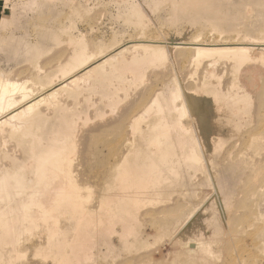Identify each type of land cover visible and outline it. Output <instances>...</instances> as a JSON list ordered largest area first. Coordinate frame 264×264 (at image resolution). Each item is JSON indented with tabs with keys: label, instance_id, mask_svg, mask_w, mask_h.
<instances>
[{
	"label": "rangeland",
	"instance_id": "obj_1",
	"mask_svg": "<svg viewBox=\"0 0 264 264\" xmlns=\"http://www.w3.org/2000/svg\"><path fill=\"white\" fill-rule=\"evenodd\" d=\"M140 43L158 59L137 58ZM193 43L243 45L251 57L192 67ZM263 49L264 0H0V82L19 85L0 122L45 96L15 119L21 127L0 123V175H20L16 192L43 189L50 172L39 159L56 144L53 184L70 172L81 197L80 206L45 198L13 229L16 241L1 234L0 264H264ZM163 122L171 141L187 144L197 130L205 148L192 161L175 144L170 166L140 176L166 153L147 142ZM124 157L137 169L131 184L119 173ZM84 230L90 245L74 253ZM190 240L204 248L193 254Z\"/></svg>",
	"mask_w": 264,
	"mask_h": 264
},
{
	"label": "bare ground",
	"instance_id": "obj_2",
	"mask_svg": "<svg viewBox=\"0 0 264 264\" xmlns=\"http://www.w3.org/2000/svg\"><path fill=\"white\" fill-rule=\"evenodd\" d=\"M131 46H132L133 51L135 49H136L135 50L136 52L138 50H140V49L143 50V51L140 50L141 52L138 51L140 53L139 54L140 56L138 55V52L136 53L139 57L134 54V57L135 58H136V56H137V58H141V53L142 52L143 53H142V58L141 59H145L146 57L149 58V54L150 53H149V50L147 49V48H149V47H147V44H145V45L143 44L142 45L140 43V44H135V46H133V45H131ZM150 47H151V45H150ZM153 48L155 49V47H153ZM247 48H249V47H247ZM247 48L245 46H243V45H235V44H230V43L220 44V45H214L212 47H204V46H201V44L193 43V46H192L193 54L191 56V59H189L188 63H190L191 64L190 66L193 67V65H194L195 62L196 63L200 62L201 64H202V62H204L205 63L204 65L206 67L208 66L205 69L208 70L209 67L211 68V63L210 62H212L214 60L215 61V65L219 62L218 59H217L218 60V62H217L213 57H212L213 60L212 61H209V59H210V57L212 55H214L215 57L217 55L216 58H219V56H221L220 58H223V57L225 58V56L227 55L226 58H228L229 57L228 55L231 54L232 56L235 57L234 59L236 60V63L239 64V63H241V61L243 62L245 60H248L249 57H251V56H249V54H250L249 52L247 54V51L249 50V49L247 50ZM132 49H131V52H132ZM152 49L150 50V52H153ZM154 51H156V50H154ZM261 51H264V49L261 50ZM118 54H119V56H118ZM120 54H121V51L116 52L113 55L103 57L96 65L93 66V68H95L98 64H103V63H107V62H111V61L112 62L114 61L116 63V61L119 60L118 58L120 57ZM157 54H158L157 52H153L152 55H154V56H151V54H150V56H151V58L152 57H155L156 58L157 57ZM158 56H159V54H158ZM232 58L233 57H229L230 61H231ZM156 59H158V58H156ZM206 60H208V61H206ZM239 60H241V61L239 62ZM154 61H156V60H154ZM214 61L212 62V65L213 66H214V64H213ZM231 62L233 64V60ZM196 63H195V66L197 67V64ZM198 65H200V64L198 63ZM190 66L187 65L186 67L187 68H191ZM202 66H203V64H202ZM174 78H177V77H174ZM74 79L75 78L71 79V81H73ZM175 80L176 79L173 80L174 81V86H177V85L180 86V84H182L180 82H179V84H177L178 83L177 81H180V79L177 80V81H175ZM204 85L205 84L202 83V87ZM231 85H233V84H231ZM61 86L63 87V85H61ZM16 87H19L18 83H16V82H12V83L11 82H8V81L7 82H2V83L0 82V108H1V106L2 107L3 106L5 107V105H6V107L10 106V105H7L10 101L13 100V99L11 100L12 97L10 96V93H13V91H15ZM182 87H183V85H182ZM58 88L60 89V87H58ZM259 88L261 90H264V87L263 86H260ZM55 90H57V89H55ZM181 90L183 91V88H181ZM181 90L180 91L177 90L176 94L179 95V96H180V93L183 94V92H181ZM202 90H203V88L200 89V91H202ZM53 93L56 94L54 92V90H53V92L47 94V96L50 98V94H53ZM186 94H188V93H186ZM184 95H185V93H184ZM182 96H180V97H182ZM44 97L45 96L40 97L38 99V101L37 100H35V101L34 100H31L29 102H26V104H24L20 108H18L16 110H13V111H10L7 114L5 121L8 124H12L10 126L11 127H14V129L21 127V125L19 124L20 122L17 123L16 120L19 119L21 121L22 120L21 118H25V115L29 111L33 110V108L36 105V103L42 101ZM183 97H184V99L186 98L185 96H183ZM183 97L181 99H183ZM235 97L236 96L231 97L230 100H233ZM183 101H185V100H183ZM5 103H7V104H5ZM13 103H14V101H13ZM152 103H155L153 105L155 107V109H156V107H159L158 106L157 99H155L154 101H152ZM186 103L187 102H184L183 103V106ZM10 104H11V102H10ZM222 108H224V107H222ZM132 119L134 120L135 118H132ZM162 119H164V118L162 117ZM5 121L2 119V122H0V123H3ZM15 121H16V123H12V122H15ZM173 122H174V120H173ZM212 124H213V122H212ZM134 127H137L136 128L137 130L140 129L138 126H135L134 124H132V128H134ZM206 128H207V130L209 132L211 130H213L212 126L210 127L209 125H207ZM136 129H134V130L136 131ZM172 129H173V125H170L169 123H166V122H163V123H161L159 125H154L153 128L151 127V129H150L151 131H149V132H152V134L155 135V137L152 138L154 140L150 139L147 142H153V141H155V142H153L154 144H157V142H158V146L157 147H156V145L153 144L155 146V148L153 146L154 151H166V153H164L163 155H161L160 158H156V159L155 158H152V161L155 160L154 163L156 164V168L155 169H152L153 166H150V167L147 168L148 171L145 172V173H143L141 171V169H140V172H141V175L140 176H142V175H144L146 173H149V172L158 171L159 168H161L162 166L163 167L168 166L169 165L167 163V162H169L168 157L172 153H174V145L175 144H178V146L180 147V152H181L182 155L184 154L185 160H192V161L195 160L196 154H200V152H202L201 150H203L205 148L204 136H203V134L200 137L197 136V132H196L197 130H195V131L192 132V135H191L192 140L189 143L186 144V143H184L182 141V135L177 137V134H175V136L177 137L176 140L175 141L174 140L171 141V139H172V135H171L172 134ZM182 133L186 134L183 131H182ZM161 135H163V136H161ZM58 146L59 145L54 144L53 147H52V150H50V153L43 154L41 156V158L39 159L38 167L41 170H43V172L44 171H49L50 172V174L49 173H45L44 176L42 177L43 180L46 183L44 185L43 189L37 190V191L35 190L34 192L29 193L27 195H26V192L25 191L16 192L17 191V188H21L20 182H19L20 175L17 174V173H15V172H13V174H10L7 171H5L3 174L0 175V235L3 234L2 235L3 237H4V235L10 236V233L13 232V229H15L14 231L16 233V229L22 227V225H21L22 224V220L26 219L31 213H36V212H38L40 210H43V208L45 207V204L47 203V202L45 203V198H47V199H50L51 198L52 199L53 197H55L54 198V201L57 200V204H68V205H71V206H75V205H79L80 206L81 205V202H80L81 201L80 200L81 197L77 193V189L75 188L73 182L69 178V173L70 172L68 174L67 173H62L61 176L62 177L64 176V179L62 178L61 181L57 182V185L56 186H54V184H53L55 181L58 180L57 178H59L58 177V174L59 173L57 172V170H52L50 167H48V165L53 164L55 162V159L53 158V155L55 154V151H56V149H57ZM123 146H124V148L128 147L127 141H125V142L122 143V147ZM183 159H184V157H183ZM122 161H123V165L125 167L122 168V169H120L119 170V173L126 180V183L127 184H131V181L134 179V174L133 173L135 171H137V169L134 168V167L131 168V167L128 166V161H127L126 157H124V159H122ZM147 161H148V159H147ZM143 166H145V165H143ZM163 167L161 169H163ZM167 169H168V167H167ZM172 169H174V168H171L170 170H172ZM66 171H69V169H66ZM55 177H57V178H55ZM130 189H132V188H129L128 190L130 191ZM16 194H21L24 197V199L18 201L15 198L16 197L15 196ZM132 194L134 195L135 192L134 193H131L130 195H132ZM215 194H216V192L214 193L213 196H215ZM217 197L218 196L216 195V197H215L216 198V200H215L216 204H217V199H218ZM132 198H133L132 201L135 204H138V203L140 204L142 202L140 200V198H138V196H136V195L132 196ZM144 204L142 202V204H140V205H144ZM29 205H35V206H37V209L32 210V208H31L29 211L23 210V208H25V207L30 208ZM98 205H99L98 206V209H100L101 206H100V204H98ZM218 205L221 206V204H218ZM137 206H139V205H137ZM93 209H91V210L94 211L97 208H95L94 210ZM220 209H222V207ZM50 210H52V209H50ZM44 212H48V211H44ZM13 215H15L16 218H13ZM23 215H24V217H23ZM17 216H19V217H17ZM18 218H20V220ZM95 227L96 226H94V230H96ZM86 231H88V229ZM86 231L84 230V233H83L84 236L82 234L81 235H77L78 236L77 237V240L75 241V243H73L74 244L73 247H75V248L71 247L72 253L74 251L73 249H75L74 253L75 252L78 253L85 246H89L90 245V241H89V236L90 235L87 236L88 234L85 233ZM79 232H81V231H79ZM90 232H92V231H90ZM18 233L19 232L17 231V234H15V235L18 236ZM15 235H14V232H13V237ZM17 238L14 237V240L17 239ZM74 238L76 239V237H74ZM78 238H82L83 241H81V239H78ZM14 242L11 240V243H14ZM85 242H87L88 244H86ZM200 246L202 247L203 246V243L201 245V243H197V242L192 241V240H190V241H188L186 243V248L188 249V251L192 252L193 254L196 253V252H200V249H201ZM202 248H204V246ZM60 251H61V249H60ZM203 251H204V249H203ZM203 251H202V253L204 254L205 251L204 252ZM194 257L195 258H202L203 255H200V254L197 253L196 255H194Z\"/></svg>",
	"mask_w": 264,
	"mask_h": 264
}]
</instances>
